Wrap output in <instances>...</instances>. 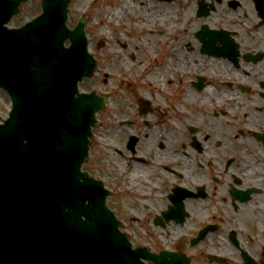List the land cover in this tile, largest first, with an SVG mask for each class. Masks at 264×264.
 <instances>
[{"label":"flooded vegetation","instance_id":"1","mask_svg":"<svg viewBox=\"0 0 264 264\" xmlns=\"http://www.w3.org/2000/svg\"><path fill=\"white\" fill-rule=\"evenodd\" d=\"M90 1L105 34L134 37L90 49L120 231L166 264H264V0Z\"/></svg>","mask_w":264,"mask_h":264},{"label":"water","instance_id":"2","mask_svg":"<svg viewBox=\"0 0 264 264\" xmlns=\"http://www.w3.org/2000/svg\"><path fill=\"white\" fill-rule=\"evenodd\" d=\"M21 2L0 0V88L12 102L0 125V264H141L106 223L101 183L80 172L104 103L77 93L96 69L86 19L67 31L69 0H46L37 19L4 28Z\"/></svg>","mask_w":264,"mask_h":264},{"label":"rangeland","instance_id":"3","mask_svg":"<svg viewBox=\"0 0 264 264\" xmlns=\"http://www.w3.org/2000/svg\"><path fill=\"white\" fill-rule=\"evenodd\" d=\"M32 1V0H31ZM40 2L41 0H34L26 5L24 7V12L25 14H29V16H34L37 13L40 12ZM72 4H70L69 10L71 14L76 13V15L74 16L75 19L74 21L71 19L69 20L68 24L72 25L76 23V20L78 18H80L81 14H85L87 12V10H91V15H93L94 13H96L97 15L94 18H90L89 20V25H88V30H87V35L89 37H91V44H90V49L91 52L93 50H95L96 46L95 43L98 40H102V39H109L111 40V37L114 38H119V42H128V43H133L134 42V37L133 35L130 37L127 36H119L117 34H113V36L111 35H107L103 32V28L105 27V25H103V23L100 22V18L98 17V11H97V7L92 6L93 2H91L90 0H72L71 1ZM87 14V13H86ZM73 17V16H72ZM108 23L111 24V20H109L108 18H106ZM14 24V22H13ZM90 84L88 81H84L83 84L80 85V89L81 91H89L91 90V88H89ZM104 88V87H101ZM11 107V102L8 98V96L6 95L5 92L0 90V117L2 118H7L8 116V112L9 109ZM99 132V131H98ZM98 142H105L106 144V151L107 153L103 155L106 156L105 158H111V154L109 155V151H108V147L112 146V140H110V137L108 136V134H100L99 133H95V135L92 137L91 142L89 144V156L87 157L85 164L83 166V170L90 173V175L94 176L96 179H101V174L98 171V159H99V151L100 148L97 146ZM99 150V151H98Z\"/></svg>","mask_w":264,"mask_h":264}]
</instances>
